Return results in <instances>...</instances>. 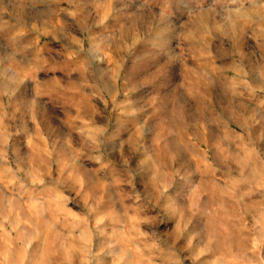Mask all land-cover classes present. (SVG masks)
<instances>
[{"label": "rangeland", "instance_id": "1", "mask_svg": "<svg viewBox=\"0 0 264 264\" xmlns=\"http://www.w3.org/2000/svg\"><path fill=\"white\" fill-rule=\"evenodd\" d=\"M108 3L84 9L82 88L4 99L0 264H264V99H185L182 89L161 99L171 88L147 81L148 67L172 63L181 83L210 63L219 91L241 78L237 67L264 66L255 35L264 24L244 14L228 24L242 36L213 37L208 56L203 25L195 32L183 8L169 24L179 48L154 61L124 54L123 8ZM246 4V13L262 8ZM67 22L75 31V9ZM147 27L131 24L133 51L145 50Z\"/></svg>", "mask_w": 264, "mask_h": 264}, {"label": "crops", "instance_id": "2", "mask_svg": "<svg viewBox=\"0 0 264 264\" xmlns=\"http://www.w3.org/2000/svg\"><path fill=\"white\" fill-rule=\"evenodd\" d=\"M108 2H119L118 6L123 8L124 54L146 55L152 57L154 61V57H171L175 53V47H178L175 42L178 43L182 36L178 29L169 24L179 23L174 15L175 13L179 15L183 8H187L188 12L194 15L190 16L194 31H198L200 27L195 28L196 25H203L206 33L203 31L200 37L204 40L203 54L208 56L213 54L211 48L213 36L215 38L220 36L219 40L229 38L238 40L242 36L240 33V37H237L239 36L237 30L236 36L227 31L229 23L231 25L243 23L244 14L264 24V0H0L1 117L4 99H10L11 104L24 99L25 104H29L32 101L28 99H53V94L59 95L60 89L66 88L69 82L71 86L83 87L85 55L83 21L85 16L87 17L84 9L90 5L107 7ZM245 3L254 7L259 4L262 8H253L250 12L252 17L242 9ZM68 8L75 9V31L69 30L71 28L68 27ZM228 9L235 10L230 16V21ZM217 11L220 14L219 19L214 14ZM256 15L260 17L256 18ZM132 23L148 25L145 31H142V28L139 32L142 36L139 38L142 40L140 46L143 50L145 48L139 53L132 50V47L138 45L137 42L132 43L133 39L138 38L137 33L132 31ZM197 33L188 34V38H193L192 47L198 43ZM255 33L260 41L259 57L264 63V32ZM161 68H147V81L150 87H157V81L161 80L163 87L171 88V91L161 94V99H178L181 89L185 99H217V96L219 99H264V66L258 69H255V66L249 69L237 67L236 74L241 75V78L229 82L223 80L219 91L211 80L213 67L210 63L202 67H191L193 75L181 83L176 80L175 67L172 63H165ZM127 72L128 68L125 65V78ZM140 72H143V69H140ZM206 78L209 81H204Z\"/></svg>", "mask_w": 264, "mask_h": 264}, {"label": "bare ground", "instance_id": "3", "mask_svg": "<svg viewBox=\"0 0 264 264\" xmlns=\"http://www.w3.org/2000/svg\"><path fill=\"white\" fill-rule=\"evenodd\" d=\"M109 5V4H108ZM102 8H104V7H102ZM252 10V9H251ZM259 11V10H258ZM250 12H252V11H250ZM104 14H103V19L105 18V16H106V11H104L103 12ZM26 14V13H25ZM39 14V13H38ZM109 14H110V12H109ZM197 15V14H196ZM202 16V15H201ZM209 16V15H208ZM218 16V15H217ZM253 17V16H252ZM257 17H260V16H257ZM15 18V17H14ZM41 19V18H40ZM221 19V18H220ZM224 19V18H223ZM251 19V18H250ZM102 20V19H101ZM196 20V19H195ZM216 20V19H215ZM229 21H230V19H228ZM84 22V21H83ZM219 22V21H218ZM195 23V22H194ZM221 24V23H220ZM245 24V23H244ZM200 25H202V24H200ZM235 26L237 25V24H234ZM192 26V25H191ZM205 26V25H204ZM238 26V25H237ZM232 28V27H231ZM200 30V29H199ZM202 31V30H201ZM217 32V31H216ZM225 32V31H224ZM227 32H230L231 33V35H233V36H236L237 34L236 33H234L233 34V32L234 31H231V30H229V31H227ZM243 32V31H242ZM219 33V32H218ZM221 33V32H220ZM189 34V33H188ZM242 34V33H241ZM211 35V34H210ZM213 35V34H212ZM220 35V34H219ZM214 37V36H213ZM220 37V36H219ZM230 39V38H229ZM203 40V39H202ZM232 40V39H231ZM235 41H236V39H235ZM234 41V42H235ZM200 42V41H199ZM202 43V42H201ZM236 44V43H235ZM202 45V44H201ZM200 48V47H199ZM201 50V49H200ZM205 50H206V48H205ZM211 50V49H210ZM202 51V50H201ZM226 56V55H225ZM199 78V77H198ZM260 85V84H259ZM260 87V86H259ZM169 100V99H168ZM79 103V102H78ZM83 103V102H82ZM85 107H86V105H85ZM90 111V110H89ZM81 113V116L82 117H84L85 115H86V113H88V112H85L84 110H81V111H78V114H80ZM205 140V139H204ZM202 141V140H201ZM210 146V145H209ZM216 153V152H215ZM164 158V157H163ZM159 162V161H158ZM161 176V175H160ZM164 179V178H163ZM160 181V180H159ZM158 183V182H157ZM156 184V183H155ZM203 185V184H202ZM94 192H96L95 190L96 189H93V188H91ZM7 254V253H6ZM42 262V261H41ZM8 263V262H7Z\"/></svg>", "mask_w": 264, "mask_h": 264}]
</instances>
